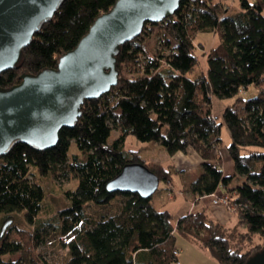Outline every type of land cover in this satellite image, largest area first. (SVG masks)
I'll list each match as a JSON object with an SVG mask.
<instances>
[{
  "label": "trees",
  "instance_id": "1",
  "mask_svg": "<svg viewBox=\"0 0 264 264\" xmlns=\"http://www.w3.org/2000/svg\"><path fill=\"white\" fill-rule=\"evenodd\" d=\"M115 1L62 0L22 48L20 61L0 71V87L18 83L24 73L54 68ZM238 4L231 10L222 0H180L173 15L146 22L139 35L119 44L118 82L99 97L84 100L77 122L59 129L56 145L41 150L16 141L0 156V264H178L177 235L196 241L220 264H245L264 249V0ZM153 29L157 37L149 46ZM207 32L219 40L203 51V68L196 54L203 43L195 38ZM253 85L256 94L243 97L242 91ZM212 96L233 97L220 122L212 115ZM222 125L229 137L225 144ZM128 135L155 141L169 155L194 149L203 161L186 185L190 199L215 193L234 209L237 224L244 228L241 238L257 236L260 243L246 251L231 245L222 225L205 210L174 219L153 200L158 189L148 198L110 192L106 183L128 162H143L165 183L176 173L171 164L126 148ZM222 146L232 160V175L223 173ZM59 169L77 183L66 191L68 206L53 220L65 257L49 263L35 251L50 224L41 218L46 192L37 173L56 176ZM117 195L123 200L114 213L89 218L86 205L104 206ZM20 211L33 227L15 225ZM7 220L13 240L6 229L1 232ZM18 253L15 260L3 257Z\"/></svg>",
  "mask_w": 264,
  "mask_h": 264
},
{
  "label": "water",
  "instance_id": "2",
  "mask_svg": "<svg viewBox=\"0 0 264 264\" xmlns=\"http://www.w3.org/2000/svg\"><path fill=\"white\" fill-rule=\"evenodd\" d=\"M179 1L116 0L73 49L60 55L54 68L24 73L18 83L0 87V156L16 141L41 150L56 145L59 129L77 122L84 100L99 97L118 82L119 44L139 35L146 22L173 15ZM61 2L0 0V71L20 61L22 48ZM106 186L110 192L148 198L158 189L159 176L143 162H128ZM245 264H264V249L251 254Z\"/></svg>",
  "mask_w": 264,
  "mask_h": 264
},
{
  "label": "rangeland",
  "instance_id": "3",
  "mask_svg": "<svg viewBox=\"0 0 264 264\" xmlns=\"http://www.w3.org/2000/svg\"><path fill=\"white\" fill-rule=\"evenodd\" d=\"M225 4H229L230 9L234 10L237 9L239 4L238 0H222ZM264 14V10H263ZM153 33L151 34L150 38L147 40L149 46H152L155 42V39L157 37L158 30L153 29ZM196 42H202L203 43V49L200 47H197V52L199 56L200 66L201 63L203 64L204 68V53L203 51L208 50V48L216 44L219 40L216 33H198L196 38ZM256 86H251L248 89H245L242 91V96L245 98L252 97L254 94H256ZM233 100L232 98H217L216 96H212L211 98V104H212V115L216 117V121H221V113L223 108L227 104H231ZM115 133V132H114ZM114 133L111 134L109 137V140L112 139ZM221 137L222 142L226 143L229 142L228 132L227 128L222 125L221 128ZM125 147L129 149H139L142 157H148L154 156L155 161L158 162V160H170L172 164H176V161L178 157L175 156H169L163 150L162 146L158 144L155 141H139L136 140L133 135H128L125 139ZM162 148V149H161ZM178 162V161H177ZM37 180L42 184L43 189H45L46 195L44 198V206H43V212L41 213V218L44 221L50 222L49 225H47L44 228V232L46 233L43 240L40 241L35 246V251L38 253V255H42L49 263H52L54 261L56 262H62L66 252V249L61 243V233L58 232L54 227L55 215L61 211V209L68 206V199L66 197V191L72 190L75 188L77 180L76 177H74L71 173L63 172L62 169L58 170V175L54 176L50 172L47 175H39L37 173ZM173 183H176V185L180 186L179 183H177L176 179L173 180ZM167 184L163 181H159V188L158 191L154 194L153 200L156 202L159 198H162V196L165 195L164 188ZM168 187V185L166 186ZM171 191V190H170ZM182 191V194L177 192H174L176 195H184L189 194ZM174 199V200H173ZM123 200V197L120 195L115 196V199L110 201L109 203L105 204L104 206L98 205V204H92L89 203L86 205L87 213L89 214V218H99L100 215L105 214H112L114 213L119 207ZM182 199H177L175 196L171 198L169 202L166 203L165 208H167L170 212L173 211L174 208L173 205L179 204ZM203 202H206L205 199L200 202V204ZM173 204V205H172ZM206 205V215H208L212 220L218 221L222 227L224 236L229 237V241L231 245L237 246L240 250L246 251L250 250V247H254L256 244L260 243V239L257 236H253L249 239H243L241 238V232L244 231V228H242L239 224H237V217L236 214L233 212V208H230L227 206V204L222 200L218 203H212L211 198L209 200V203H204ZM190 206V205H189ZM224 206V207H223ZM192 207V206H191ZM227 209H226V208ZM233 209V210H232ZM226 215L225 217V214ZM14 223L15 225H18L19 227H22L24 229H30L33 227V224L26 222L25 220V212L20 211L16 213ZM2 216H0V227L2 226L3 221ZM11 224V223H10ZM5 233L9 235V239L13 240L15 239V234L12 232L9 233V231L6 229ZM73 234H70L69 236L72 237ZM175 240V247L178 249L177 251V260L178 264H220L218 260L213 258L207 250L204 248H201L196 241H192L186 237H182L181 235H177ZM5 258L10 257V259L15 260L19 257V253L15 255H8L3 256Z\"/></svg>",
  "mask_w": 264,
  "mask_h": 264
},
{
  "label": "crops",
  "instance_id": "4",
  "mask_svg": "<svg viewBox=\"0 0 264 264\" xmlns=\"http://www.w3.org/2000/svg\"><path fill=\"white\" fill-rule=\"evenodd\" d=\"M225 144V143H224ZM158 146V143L156 144ZM162 149V148H161ZM164 150V149H163ZM166 152V151H165ZM220 157L222 159V170L223 173L225 175H232L234 173V169H233V164H232V160L229 158L228 152L225 148V146L220 147ZM167 153V152H166ZM169 155V154H167ZM149 155H147L148 157ZM169 156H175L178 157L176 164H172V162L170 160H158L159 162L163 163V164H171L173 169L175 170L170 182L166 183L168 185V187L165 186L164 188V192L165 195L162 196V198H159L156 203L158 206H160L163 209H167L165 208V205L167 202H169L171 200V198H173L175 196L176 200L177 199H182L181 202H179V204H175L173 205L174 208L173 211H168L170 213L173 214L174 219L178 218L180 215H182L185 212H189V211H193V210H205L206 205H204V203H209V200L211 198V202L213 197L211 195H206L203 196L202 198H199L197 200H191L189 197V194H185L187 193L186 191V185L187 183H189V181L192 180V178L194 177V175L197 172V169L199 168L200 164L202 163L203 160L200 159L199 155L195 152L194 149L192 148H188L185 152H181L179 151L178 153H175L174 155H169ZM151 159L155 160L154 156L150 157ZM157 162V161H156ZM176 179L177 183L180 184V186L176 185V183H173V180ZM171 189L170 192H168V190ZM178 194L181 193L182 191L185 192V196L183 195H176L174 194V192H177ZM217 194L221 193V188L216 189L215 191ZM203 199H205L206 202H203V204L200 202L203 201ZM174 200V199H173ZM213 203V202H212ZM190 205V206H189ZM192 206V207H191ZM224 207V206H223ZM226 208V207H225ZM227 209V208H226ZM206 213V210H205ZM228 215L227 213L225 214Z\"/></svg>",
  "mask_w": 264,
  "mask_h": 264
},
{
  "label": "built area",
  "instance_id": "5",
  "mask_svg": "<svg viewBox=\"0 0 264 264\" xmlns=\"http://www.w3.org/2000/svg\"><path fill=\"white\" fill-rule=\"evenodd\" d=\"M211 196L213 197V199H212V202H213V203H218L219 201H222V200H223V199H221V198L219 199L215 193L212 194ZM223 201H224V200H223ZM174 252L177 253L178 251L175 250Z\"/></svg>",
  "mask_w": 264,
  "mask_h": 264
}]
</instances>
